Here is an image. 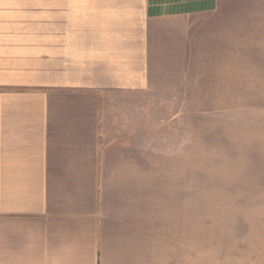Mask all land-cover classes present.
I'll return each mask as SVG.
<instances>
[{
  "label": "crops",
  "instance_id": "1",
  "mask_svg": "<svg viewBox=\"0 0 264 264\" xmlns=\"http://www.w3.org/2000/svg\"><path fill=\"white\" fill-rule=\"evenodd\" d=\"M218 9L219 0H0V264H149L122 254L142 212L103 192L132 183L134 146L103 143L101 105L149 87L166 22Z\"/></svg>",
  "mask_w": 264,
  "mask_h": 264
},
{
  "label": "rangeland",
  "instance_id": "2",
  "mask_svg": "<svg viewBox=\"0 0 264 264\" xmlns=\"http://www.w3.org/2000/svg\"><path fill=\"white\" fill-rule=\"evenodd\" d=\"M164 25L149 87L101 105L103 143L134 146L132 183L102 185L143 214L122 254L264 264V0Z\"/></svg>",
  "mask_w": 264,
  "mask_h": 264
}]
</instances>
